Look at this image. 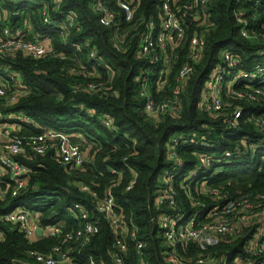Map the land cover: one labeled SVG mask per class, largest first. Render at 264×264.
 Instances as JSON below:
<instances>
[{
	"label": "trees",
	"instance_id": "16d2710c",
	"mask_svg": "<svg viewBox=\"0 0 264 264\" xmlns=\"http://www.w3.org/2000/svg\"><path fill=\"white\" fill-rule=\"evenodd\" d=\"M154 1L142 0L141 10L151 13ZM88 2L0 0V28L8 21L12 29L22 27L27 32L24 40L44 41L53 49L41 59H33L23 52H17L14 57L0 55V65L20 74L23 89V94L10 105L2 104L0 99V107L4 106L5 113L22 112L31 118V123H22L18 132L12 134L28 142L44 128H51L66 135L68 142L78 144L85 156L79 168L57 163L52 152L38 155L27 151L25 155L14 156L15 161L27 169L22 176L25 186L12 195L14 182L8 169L2 166L6 174L0 180V219L23 207L42 228L58 223L63 225V231L76 230L83 223L73 206L78 203L97 225L85 243L73 240L61 244L59 237L49 234L28 239L18 224L2 220L0 264L34 263L29 251L47 254L56 246L63 252L69 250L70 264H89L90 258L96 264H114L111 255L114 233L95 208L107 190L114 197L117 218L125 230V248L120 250L123 264H169L163 256L162 232L154 218L164 213H179L183 223L191 217L201 220L218 201L196 193L197 183L215 188L227 200L246 193L264 194V166H257L254 158L221 162L218 165L221 172L214 175L212 168L198 171L193 181L184 182L196 166L195 153L206 151L199 145L202 137L217 145L218 150L228 145L219 134L220 117L202 108L203 84L224 50H230L245 66L261 60L256 52L263 45L241 35L243 24L237 15L246 19L249 31L264 35V0H207L206 18L202 23H188L186 40L171 51L174 58L171 72L159 90L155 88L156 72L137 56L135 41L122 48L115 47L110 30L98 23ZM44 10L56 23L43 21ZM14 13L18 15L15 19ZM68 13L75 15L74 26L63 39L57 22ZM193 34L203 35L204 44L198 61L192 64V72L183 82L178 96L179 112L154 115L146 112L145 98L139 93L141 82L135 80L139 71L149 69L148 94L155 103L170 99L177 84L176 72L187 60ZM89 46L95 50L94 57L90 56ZM96 63L100 66H95ZM80 65H84L86 71H79ZM89 83L98 86L88 90ZM223 99L234 102L225 93ZM105 118L110 120L112 128L104 124ZM250 128L244 125L248 135L252 132ZM173 147L181 164H175L170 157ZM165 172L175 190L176 210L166 202L159 209L154 206L158 179ZM205 176V182H200ZM132 179L134 182L127 188ZM81 185L87 190H82ZM190 198L199 204L193 206ZM254 227L242 226L236 234L221 237L215 245L205 249L190 242L178 245L176 251L187 259L185 264H198L196 260L205 252L217 258L226 256L227 264H236L235 256L250 257L243 248ZM131 228L136 230V239L146 242L140 256L130 238Z\"/></svg>",
	"mask_w": 264,
	"mask_h": 264
},
{
	"label": "built area",
	"instance_id": "2783aa9c",
	"mask_svg": "<svg viewBox=\"0 0 264 264\" xmlns=\"http://www.w3.org/2000/svg\"><path fill=\"white\" fill-rule=\"evenodd\" d=\"M141 2L142 0H89L88 6L97 15L98 23L110 30V39L115 47L122 48L130 41H135L137 56L144 59L156 72L155 88L159 90L164 87V80H166L164 78L171 72L174 59L171 51L186 40L188 23H202V20L206 18L207 0H155L154 9L148 14L141 10ZM42 16L44 22L56 23L47 10L42 12ZM237 18L243 24L241 35L263 45L256 52L261 60L252 66H245L242 60L230 50L219 53L215 66L204 81L201 104L205 112L217 115L222 120L219 134L221 138H225L223 141H226L228 145L220 147L221 150H218L217 145L209 142L205 136L202 137L199 145L203 149L206 148V151L195 153L196 166L189 172L184 182L193 181L198 171L206 172L212 168L214 175L221 172V167L218 166L221 162L247 161L254 158L257 166H264V35L249 31L246 19L239 15ZM74 19L75 15L68 13L64 18L58 20L57 25H59L63 39L67 38L70 28L74 26ZM24 26L27 27L26 24ZM26 33L22 27L12 29L8 21L3 22L0 28V55L14 57L17 52H23L33 59H41L53 51L51 46L37 39L24 40ZM203 44V35L193 34L191 36L187 60L176 72L175 81L177 84L173 87V96L168 100L155 103L149 96V69H141L139 74L137 73L138 76L135 80L141 82L139 93L145 98L146 112L153 115L179 112L178 96L183 89V82L192 72V64L198 61ZM89 48L90 56L94 57L95 50L90 46ZM94 65L100 66L99 63ZM79 68L81 72L86 71L84 65H80ZM97 86V84L89 83L87 89L94 90ZM223 93L232 97L234 102L228 103L223 99ZM21 94H23V89L20 74L0 65V99L2 104H12ZM3 109L4 106L0 107V135L5 136V140L0 144V166L8 169L10 179L14 182L12 195L25 186L22 176L27 171L25 166L15 161L14 156L25 155L27 151L38 155L52 152L54 160L59 164L69 165L71 168H79L83 164L85 157L83 149L78 144L68 142L66 135L57 133L51 128H44L41 134L31 138L28 142L13 135L12 133L18 132L22 123H31V118L22 112L5 113ZM11 119L13 122H9ZM103 122L107 127L112 128L109 119L105 118ZM246 124L251 127L250 135L246 134L244 130ZM210 129L212 128L210 127ZM53 140H56V143ZM230 143L231 146H229ZM170 155L175 164H181L174 147L170 151ZM111 171L115 172V170ZM161 177L164 180L158 179L154 206L159 209L166 202L173 210H176L175 190L168 172H165ZM204 178L206 176L200 182H205ZM133 182L134 179L131 180L127 188H130ZM81 189L87 190V187L81 185ZM195 192L210 196L218 201V205L211 207L201 220L191 217L183 223L181 222L182 215L179 213H164L154 218L162 232L163 256L166 261L169 264H185L187 259L177 254L178 245L185 246L194 242L205 249L207 246L215 245L221 237L236 234L242 226L255 225L243 248L250 257L243 259L237 255L233 262L236 264H264V194L246 193L238 198L227 200L215 188H205L199 183L195 187ZM190 202L193 206L199 204V201L193 198H190ZM73 206L78 210L79 218L83 220L81 227L76 230L63 231V225L58 223L42 228L34 216L23 207L6 214L0 221L6 220L12 224H18L28 239H31L35 235V230L40 227L42 235L49 234L59 237L61 244L73 240L85 243L90 234L96 231V221L90 219L88 211L80 204L75 203ZM95 208L97 212L103 214L114 233L115 238L111 249L114 264H123L120 250L125 248L123 241L125 230L117 218L115 200L109 190L96 203ZM130 238L135 242L137 256H140L146 242L136 239L134 228H131ZM28 255L33 258L34 263L24 261L20 264H70L72 261L69 250L63 252L60 246L54 247L47 254L31 250ZM57 256L60 259H57ZM196 262L198 264H227L226 256L217 258L210 252L201 253ZM89 264L96 263L90 258Z\"/></svg>",
	"mask_w": 264,
	"mask_h": 264
},
{
	"label": "crops",
	"instance_id": "0c3cea01",
	"mask_svg": "<svg viewBox=\"0 0 264 264\" xmlns=\"http://www.w3.org/2000/svg\"><path fill=\"white\" fill-rule=\"evenodd\" d=\"M14 14H15V13H14ZM17 16H18V15H17ZM14 19H15V18H14ZM41 42H43V43H45V44H48L47 42H44V41H41ZM48 45L51 46L50 44H48ZM3 66H4V65H3ZM5 67H7V66H5ZM4 140H5V136L0 135V144L3 143ZM5 174H6V170L0 166V180H1V178H2ZM35 236H37V235L35 234Z\"/></svg>",
	"mask_w": 264,
	"mask_h": 264
},
{
	"label": "water",
	"instance_id": "95a60500",
	"mask_svg": "<svg viewBox=\"0 0 264 264\" xmlns=\"http://www.w3.org/2000/svg\"><path fill=\"white\" fill-rule=\"evenodd\" d=\"M17 17V14L15 13V14H13V19L14 18H16ZM55 213L54 212H52V216L54 215ZM35 234L37 235V236H41L42 235V232H41V228L40 227H38L36 230H35ZM57 259H60V257L59 256H57Z\"/></svg>",
	"mask_w": 264,
	"mask_h": 264
},
{
	"label": "rangeland",
	"instance_id": "374dc122",
	"mask_svg": "<svg viewBox=\"0 0 264 264\" xmlns=\"http://www.w3.org/2000/svg\"><path fill=\"white\" fill-rule=\"evenodd\" d=\"M160 179H161V180H164V179H162V177H160Z\"/></svg>",
	"mask_w": 264,
	"mask_h": 264
}]
</instances>
